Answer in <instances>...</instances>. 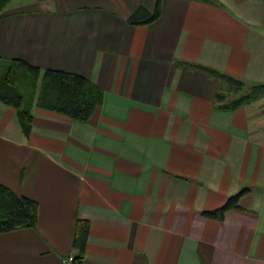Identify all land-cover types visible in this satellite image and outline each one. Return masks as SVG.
Instances as JSON below:
<instances>
[{
    "label": "crops",
    "instance_id": "obj_1",
    "mask_svg": "<svg viewBox=\"0 0 264 264\" xmlns=\"http://www.w3.org/2000/svg\"><path fill=\"white\" fill-rule=\"evenodd\" d=\"M12 0L0 56L81 74L104 92L88 121L0 100V182L38 225L0 233V264H264V0ZM214 69L243 82L238 89ZM219 94L222 96L219 97ZM240 94V96H239ZM248 189L222 218L205 214Z\"/></svg>",
    "mask_w": 264,
    "mask_h": 264
},
{
    "label": "trees",
    "instance_id": "obj_2",
    "mask_svg": "<svg viewBox=\"0 0 264 264\" xmlns=\"http://www.w3.org/2000/svg\"><path fill=\"white\" fill-rule=\"evenodd\" d=\"M210 2V0H199ZM12 0H0V14ZM163 0H156L153 11L141 4L128 16L131 25L149 24L161 16ZM225 78L238 89L243 82L230 75L220 73L208 67H202ZM264 92V84L255 85L252 90L231 104L238 106L254 100ZM222 96L219 94V97ZM103 90L89 78L74 72L42 69L23 59H8L0 56V100L17 112L24 133L30 134L34 114L33 109L40 108L55 111L74 120L88 121L95 109L102 104ZM221 98V97H220ZM248 189H242L230 196L220 208L206 211L205 214L222 218L226 211L240 206L241 196ZM39 203L26 195H20L9 186L0 182V233L22 227L38 225ZM90 222L86 218L76 217L72 247L74 259L69 264H83L87 252Z\"/></svg>",
    "mask_w": 264,
    "mask_h": 264
},
{
    "label": "built area",
    "instance_id": "obj_3",
    "mask_svg": "<svg viewBox=\"0 0 264 264\" xmlns=\"http://www.w3.org/2000/svg\"><path fill=\"white\" fill-rule=\"evenodd\" d=\"M74 253L69 254L68 256L62 259L63 264H69L74 259Z\"/></svg>",
    "mask_w": 264,
    "mask_h": 264
},
{
    "label": "rangeland",
    "instance_id": "obj_4",
    "mask_svg": "<svg viewBox=\"0 0 264 264\" xmlns=\"http://www.w3.org/2000/svg\"><path fill=\"white\" fill-rule=\"evenodd\" d=\"M239 96H240V94H239Z\"/></svg>",
    "mask_w": 264,
    "mask_h": 264
}]
</instances>
